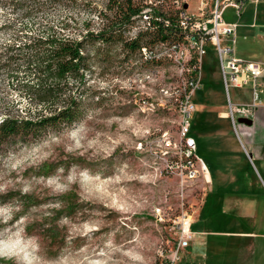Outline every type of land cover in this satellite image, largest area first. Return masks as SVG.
I'll list each match as a JSON object with an SVG mask.
<instances>
[{
    "label": "rangeland",
    "instance_id": "obj_1",
    "mask_svg": "<svg viewBox=\"0 0 264 264\" xmlns=\"http://www.w3.org/2000/svg\"><path fill=\"white\" fill-rule=\"evenodd\" d=\"M200 6V0H190L188 10L197 13ZM97 7L103 8L101 1ZM64 21H69L66 29ZM89 21L93 29L102 25L97 11L83 8L62 5L21 17L11 6H3L0 27L5 23L13 27L0 30V46L23 45L48 24L79 36ZM223 23L233 25L235 33L231 37L220 33L219 41H209L202 60V88L191 98L196 107L191 135L197 140V154L213 165L211 181L183 174L181 113L171 98L177 85L167 82L178 69L161 58L155 64L160 72L143 84L126 81L134 70L128 69L131 63L115 61L105 70L97 62L87 75L89 108L80 122L27 143L16 141L0 158V251L6 252L0 264H24L13 252L35 257L34 264L168 263L177 249L179 223L191 214L193 239V228L201 226L196 219L193 227L195 216L220 184L218 178L257 174L246 151L251 153L259 143L264 147V104L252 126L238 125L239 138L227 116L228 93L218 48L230 47L231 55L260 62L264 89V0L248 2L241 13L226 8ZM25 70L18 75L0 70L1 113L29 116L41 109L24 88L35 81ZM253 93L252 84L230 87L234 103H249ZM141 99L152 105L144 107ZM255 162L260 165L258 158ZM43 167L51 169L48 175L39 174ZM28 196L33 204L28 205ZM66 201L74 208L73 216L57 213ZM187 249L179 251L181 264Z\"/></svg>",
    "mask_w": 264,
    "mask_h": 264
},
{
    "label": "trees",
    "instance_id": "obj_2",
    "mask_svg": "<svg viewBox=\"0 0 264 264\" xmlns=\"http://www.w3.org/2000/svg\"><path fill=\"white\" fill-rule=\"evenodd\" d=\"M98 1L103 8L98 9ZM7 5L21 17H33L62 5L83 8L90 13L97 11L102 25L93 29L89 21L79 36H71L48 24L38 34L30 35L23 45L0 46V70L18 75L26 69L35 81H28L24 88L41 105L38 112L29 116L0 112V158L16 141L27 143L80 122L89 108L87 75L94 71L97 62L107 70L115 61L122 63L145 48L150 55L148 62L158 64L155 47H177L186 35L176 0H0V8ZM146 9L148 18L143 13ZM62 26L66 29L69 21L62 22ZM11 27L12 23H5L0 30ZM134 27H138L135 35L129 33ZM196 61L194 57L191 64L197 65ZM208 164L211 168L212 164ZM50 170L43 167L39 174L48 175ZM66 202L57 213L64 211L73 216L74 208ZM29 204H33L30 196Z\"/></svg>",
    "mask_w": 264,
    "mask_h": 264
},
{
    "label": "built area",
    "instance_id": "obj_3",
    "mask_svg": "<svg viewBox=\"0 0 264 264\" xmlns=\"http://www.w3.org/2000/svg\"><path fill=\"white\" fill-rule=\"evenodd\" d=\"M190 0H176L177 9H179L180 23L186 31L185 39L177 47L167 48L164 44L155 47L154 55L159 59L165 58L172 63V66L178 69L175 76H170L167 81L170 85H177L175 87V103L180 117V135L183 142V156L185 159L183 174L188 178L195 179L202 175L204 180L208 183L211 181V172L208 164L197 154V140L191 135L192 115L196 111L195 104L191 101L192 93L195 90L202 88V60L207 54L210 47L209 41L214 43L219 41L220 33L224 36L231 37L235 33L233 25L223 23V12L228 7H233L235 11L241 13L247 2H257L258 0H200L201 6L197 13L190 12ZM185 4L188 7L185 8ZM148 9L144 10V17ZM138 27H134L129 33L137 34ZM163 52H167L164 55ZM233 50L230 47L218 48V55L222 65V72L224 84L228 93V111L227 116L232 120L236 129L237 135L240 138L238 125L239 118H256L258 109L264 104V89L259 82L262 76V64L255 60L239 58L231 55ZM163 56V57H162ZM134 57H136L134 59ZM132 59L124 60L123 65L131 63L132 67L128 69L133 70L132 74L127 75L129 82L139 81L146 84L148 79L160 72L159 66L148 62L150 55L145 48L136 54ZM196 58L197 65H192L193 58ZM152 65L154 67H150ZM129 73V72H128ZM135 76V77H134ZM247 84L253 86V98L249 103H234L230 95V87L243 88ZM164 91V89H162ZM144 107L152 105L149 100L141 99ZM191 214L184 217L180 225V236L177 239V249L174 257H172L168 264H181L182 258L180 255L181 249H186L190 246V241L193 237L191 226Z\"/></svg>",
    "mask_w": 264,
    "mask_h": 264
},
{
    "label": "crops",
    "instance_id": "obj_4",
    "mask_svg": "<svg viewBox=\"0 0 264 264\" xmlns=\"http://www.w3.org/2000/svg\"><path fill=\"white\" fill-rule=\"evenodd\" d=\"M250 154L257 174L218 178L220 184L195 216L193 227L196 219L201 226L193 228L183 264H264V147L255 144Z\"/></svg>",
    "mask_w": 264,
    "mask_h": 264
},
{
    "label": "clouds",
    "instance_id": "obj_5",
    "mask_svg": "<svg viewBox=\"0 0 264 264\" xmlns=\"http://www.w3.org/2000/svg\"><path fill=\"white\" fill-rule=\"evenodd\" d=\"M5 255H6V252L0 251V257H3ZM13 255L19 256L20 259L24 260V264H34V261L36 260L35 257L28 259V258L24 257L22 253H19V252H13Z\"/></svg>",
    "mask_w": 264,
    "mask_h": 264
},
{
    "label": "water",
    "instance_id": "obj_6",
    "mask_svg": "<svg viewBox=\"0 0 264 264\" xmlns=\"http://www.w3.org/2000/svg\"><path fill=\"white\" fill-rule=\"evenodd\" d=\"M187 7H188V4H185V8H187ZM238 121H239V123L247 125V126H252L254 123V121L252 119H248V118H239ZM246 154H247L248 158L250 159V161L252 162V154L248 153L247 151H246Z\"/></svg>",
    "mask_w": 264,
    "mask_h": 264
}]
</instances>
